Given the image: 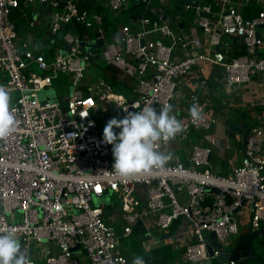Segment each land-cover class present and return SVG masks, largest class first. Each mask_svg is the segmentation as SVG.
<instances>
[{
  "label": "built area",
  "instance_id": "built-area-1",
  "mask_svg": "<svg viewBox=\"0 0 264 264\" xmlns=\"http://www.w3.org/2000/svg\"><path fill=\"white\" fill-rule=\"evenodd\" d=\"M21 1L0 0V85L10 92L18 121L16 132L0 141V229H15L32 264H132L123 251V238L151 215L164 232L177 219L187 225L188 263L212 260L206 238L211 232L223 245L214 248V256L231 249L239 237L236 209L248 210L252 228L262 227V125L246 136L241 164L229 175L209 166L210 147L196 144L189 164L170 161L151 176L127 181L113 174L112 146L101 142L104 127L99 125V119H122L124 108L134 112L146 105L157 110L172 105L185 94L178 90L179 79L201 61L222 66L229 87L263 72L264 55L258 53L264 44L260 0H161L164 11L154 17H129L112 34L104 27V13L117 16L130 0H85L89 6L84 8L81 0H24L26 7L38 2L51 9L43 38L35 33L36 15L24 10ZM253 4L262 8L246 16L243 10ZM16 8L23 17L32 16L34 31L24 37L11 19ZM100 37L106 41L100 60L133 78V99L102 77L90 79ZM236 39L244 45L239 55L232 45ZM61 74L70 75L65 106L61 92L55 97L44 94L58 91L54 80ZM188 96L189 109L196 105L201 119L193 122L188 110L181 122L185 136L217 122L206 113L198 93ZM164 145L157 150L163 151ZM115 193L124 221L121 235L107 218V201ZM153 240L155 245L161 241Z\"/></svg>",
  "mask_w": 264,
  "mask_h": 264
},
{
  "label": "crops",
  "instance_id": "crops-1",
  "mask_svg": "<svg viewBox=\"0 0 264 264\" xmlns=\"http://www.w3.org/2000/svg\"><path fill=\"white\" fill-rule=\"evenodd\" d=\"M150 1L151 0H149L146 4H143L145 10L139 8V11H144L141 14L146 12H151L153 14L162 12L163 9L160 8L161 6L157 9V5L153 6ZM154 1L161 2V0ZM260 3L263 7L264 0H260ZM21 4V7L24 10L28 8V10H32L36 15V19L39 23L37 27H34L36 30L35 33L41 38L45 37L44 27L46 25L45 23L49 21L51 9L46 5H29L26 7L24 0L21 1ZM15 14H17L16 11ZM24 17L17 16L15 18L17 23L18 21H23L18 23L20 35L22 37L26 36L31 30L34 31V29H32L29 25L30 20H32V16ZM185 24L186 23H184V26ZM261 31L263 32L262 29ZM232 45H234V54L235 51H237V55L244 53V45L241 39L233 40ZM258 53L260 55H264V44L260 47ZM224 75L225 70L222 66L201 61L199 65L196 66L190 73L183 75L179 79L178 90H183L185 94L175 97L172 102L173 114L176 115L177 119L180 122L187 120L189 110L188 95L192 92H196L199 94L208 116L216 118L217 122L209 129L203 127L194 128L190 136H185L181 133L164 145L163 151L171 152L173 154V159L171 161L179 160L185 164H189V157L192 153L193 146L200 144L208 146L212 149V158L209 166L220 174L229 175L233 172L235 167L241 164L247 134L252 128L258 125H262L264 127V71L254 74L250 82L238 87L227 86L224 81ZM204 80L206 81V84L202 85ZM227 120L239 125L246 124L249 126L245 133L241 134L237 131L229 129L226 126ZM107 122L108 121L106 120V123ZM106 123L103 127L106 126ZM242 212L247 213V215L249 214L246 209H241L236 213L242 216ZM234 216L236 218V214ZM243 221L244 218H242V222H240L241 225L239 224V229L242 228L241 231L239 230V235L249 226V224L242 225ZM142 227L144 230L141 235L142 237L148 234L147 231H151L152 234H156L154 237L155 239L161 240L157 245H155L153 238L142 241L143 246L146 249L163 245L167 241H170L176 247H183L188 242L189 233L187 232V225L185 223L180 225L179 229L175 231L172 240L162 238V235L166 232L157 229L155 224V215H151ZM259 239L257 240L258 245ZM22 248L26 249L25 246H22ZM132 250L133 248L131 250L130 248L128 249V257L131 260L135 257L134 254L130 256V252ZM185 253L186 251L182 253L181 260L176 261L174 264H188Z\"/></svg>",
  "mask_w": 264,
  "mask_h": 264
},
{
  "label": "clouds",
  "instance_id": "clouds-1",
  "mask_svg": "<svg viewBox=\"0 0 264 264\" xmlns=\"http://www.w3.org/2000/svg\"><path fill=\"white\" fill-rule=\"evenodd\" d=\"M138 108L139 105L133 106ZM122 119L111 118L103 129L102 143L112 146L113 174L122 181L151 176L163 169L172 159L171 152L157 150L180 135L184 128L173 114V107L165 104L159 110L146 105L140 111L129 112ZM193 122L201 119L196 105L189 109ZM16 109L11 94L0 85V141L17 130ZM115 129H119L117 133ZM0 264H32L26 249L22 248L14 228L0 229ZM132 264H146L142 256H135Z\"/></svg>",
  "mask_w": 264,
  "mask_h": 264
},
{
  "label": "trees",
  "instance_id": "trees-1",
  "mask_svg": "<svg viewBox=\"0 0 264 264\" xmlns=\"http://www.w3.org/2000/svg\"><path fill=\"white\" fill-rule=\"evenodd\" d=\"M160 8L164 10V3L160 2ZM80 6L82 8L89 6L88 2L85 0L80 1ZM143 6V5H140ZM262 7L260 5H252L246 9L243 10L246 16H251L256 14ZM103 10V9H102ZM15 11L17 14H15ZM124 11L130 12L129 16L127 18H121L116 16L114 13L105 12L104 16H106L104 20V27L106 31L109 34H112L118 30L119 23L127 22L129 17L132 18H138L141 13L144 11H139V7L135 6L133 7L132 4ZM145 15L150 16H156V14H153L151 12L144 13ZM23 17V11L19 8H16L13 10L11 14V19L15 20L16 17ZM19 23V21H18ZM106 61L100 60L99 62L93 61V69L96 71V75L92 77L91 79H97L99 77H102L101 74L104 76L102 78L108 80L110 83H112L115 87V89L123 94H125L129 99H133V78L129 77L128 75L124 74L120 68H118L115 65L104 63ZM70 82V75L69 74H61L59 75L55 80L54 84L55 87L59 92H61L62 97H66L68 93V85ZM99 125L101 127L104 126V122L99 120ZM248 135V134H247ZM182 225V221L180 219H177L174 221L173 225L170 228V231H177ZM264 227V223L262 225ZM143 227L142 226H135L134 231L128 235L125 238H134L137 241V245L133 247L134 255L135 256H142L149 264H174L176 261H180L182 257V253L186 251V245L183 247H176L173 243L170 241H167L165 244L156 246L153 248H144L143 242L141 241L142 233H143ZM117 232L121 235L118 230ZM124 243V241H123ZM259 245L264 247V234L259 239ZM123 251L128 257V247L127 245H123ZM128 259L132 261L129 257Z\"/></svg>",
  "mask_w": 264,
  "mask_h": 264
},
{
  "label": "water",
  "instance_id": "water-1",
  "mask_svg": "<svg viewBox=\"0 0 264 264\" xmlns=\"http://www.w3.org/2000/svg\"><path fill=\"white\" fill-rule=\"evenodd\" d=\"M184 1V0H182ZM149 0H134L132 3V6H140L143 4L148 3ZM139 18H142V14L139 15ZM167 15H163V19H166ZM181 27L184 26L183 22H180L179 24ZM264 28V26H263ZM97 35L100 36V32H97ZM63 33H59L58 37H62ZM106 41L103 37H100L97 41V43L94 46L93 52L95 55L93 56L94 62L100 61V49L105 45ZM66 99L63 97L60 98L62 105H66ZM226 126L234 131H237L241 134H244L246 129L249 125H239L236 124L230 120L226 121ZM212 158V153L209 156V160ZM181 190V185L177 184L175 185V191L179 192ZM239 209H236L233 211V214L238 212ZM144 223L142 220H139L136 226H142ZM175 234V231H168L165 234L162 235L163 239H167L169 237H173ZM264 234V227H260L259 229H254L250 225L247 227L245 231H242L237 238V240L234 242L233 246L230 250L222 251L219 255L214 256V248H222V243L218 242L216 239V233L211 232L206 234V238L208 239V251L210 256L212 257V260L209 261L208 264H231V261L235 262V264H250L253 260L259 259L260 254L258 253L256 246H257V240ZM156 234L152 235H145L141 238V241L149 240L150 238L155 237ZM78 248V247H77ZM206 261L202 262H196V263H188V264H205Z\"/></svg>",
  "mask_w": 264,
  "mask_h": 264
},
{
  "label": "rangeland",
  "instance_id": "rangeland-1",
  "mask_svg": "<svg viewBox=\"0 0 264 264\" xmlns=\"http://www.w3.org/2000/svg\"><path fill=\"white\" fill-rule=\"evenodd\" d=\"M134 2V0H130V3L132 4ZM150 3H152V5L154 6V5H157L156 6V8L158 9L159 7H160V1H154V0H151L150 1ZM36 5L37 6H39L40 4L37 2L36 3ZM140 9H142V10H145V7H139ZM129 14H130V12H128V11H123V12H121V13H119L117 16L118 17H121V18H127L128 16H129ZM25 18V17H24ZM36 19V18H35ZM20 22H23V21H19V23ZM122 23H124V22H120L119 23V26L122 24ZM45 30H46V28L44 27V32H45ZM263 30V33H264V28L262 29ZM46 35V34H45ZM42 36H43V33H42ZM111 40H112V38H111V36H109L108 38H107V41L109 42V43H111ZM104 63H106V62H104ZM96 75V71H95V69H91L90 71H89V77H90V79L92 78V77H94ZM101 76L102 77H104L102 74H101ZM60 93L59 91H56L55 89H49V90H47V91H44V94H47V95H50L51 97H55V96H58V93ZM64 99H65V97H63ZM99 120H101V121H103L104 122V124L106 123V120L105 119H99ZM95 201H97L96 199H95ZM95 201L93 202V203H95ZM107 203H108V208H107V218H108V220H109V222H110V224H113L114 226H115V228L120 232V233H122L123 234V225H124V221H123V219H122V217H121V211H120V209H121V203H120V197L118 196V194L117 193H115V194H113L112 196H111V201L110 200H108L107 201ZM243 213V215L242 216H240V214H237V213H235L236 214V219H237V221H238V223L241 225V223L240 222H242V218H244V221H243V224L242 225H248L249 224V214L247 215V213H244V212H242ZM246 219H247V222H246ZM240 231L242 230V228H240L239 229ZM232 237H230V239H231ZM138 243H137V241L134 239V238H125V240H124V243H123V245H127V247H129L130 248V250L134 247V246H136ZM228 247V246H227ZM229 248V247H228ZM256 249H257V251H258V253L261 255L260 256V258L259 259H255V260H253L250 264H264V247H262L261 245H258L257 244V246H256ZM133 254H135L134 253V251L132 250L131 252H130V256H132Z\"/></svg>",
  "mask_w": 264,
  "mask_h": 264
}]
</instances>
